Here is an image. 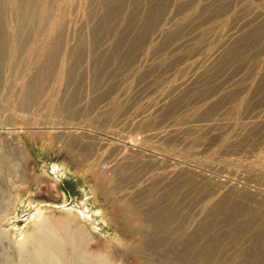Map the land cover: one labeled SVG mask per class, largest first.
Listing matches in <instances>:
<instances>
[{
  "label": "rangeland",
  "instance_id": "obj_1",
  "mask_svg": "<svg viewBox=\"0 0 264 264\" xmlns=\"http://www.w3.org/2000/svg\"><path fill=\"white\" fill-rule=\"evenodd\" d=\"M109 6L73 0L65 8L56 61L64 69L25 108L4 94L35 71L38 52L19 48L20 76L11 85L7 61L0 65V264H44L46 249L31 233L43 219L63 217L69 230L88 234V250L110 255L128 245L132 250L124 258L113 253V262L136 264L143 243L131 227L140 209L133 203L153 182L178 176L231 201L244 217L258 216L255 228L264 222V0ZM116 6L119 15L93 39L91 29ZM12 19L3 18L8 39ZM24 30L37 39L31 24ZM74 54L82 59L68 77ZM53 95L58 110L49 105ZM119 166L123 182H108ZM188 192L187 202H195ZM86 208L91 216L80 214ZM221 232L219 251L241 258L244 235Z\"/></svg>",
  "mask_w": 264,
  "mask_h": 264
},
{
  "label": "bare ground",
  "instance_id": "obj_2",
  "mask_svg": "<svg viewBox=\"0 0 264 264\" xmlns=\"http://www.w3.org/2000/svg\"><path fill=\"white\" fill-rule=\"evenodd\" d=\"M112 1L116 0H100V3L104 8H110ZM72 3L73 0H0V65L3 60L8 63L9 73L6 74V81L9 85L20 76L16 68L19 48L27 45V48L38 52L37 60L33 64L36 65L35 71L22 79L17 91H11L9 88L5 91L4 98L10 100L17 108H25L29 102L38 98L46 89L51 77L58 76L63 71L62 65L56 61L63 47V26L67 15L65 8ZM8 13L10 18H13L9 26V39L3 33L7 27L3 18H6ZM118 15V6L112 10L108 9L100 22L91 29L90 36L94 39L102 25ZM30 24L35 29L37 39L30 40V31L24 30ZM83 45L84 41H80L79 47ZM121 45L123 41L119 38L115 42V47ZM6 47L8 48L5 49ZM72 56L70 66L64 70L68 77L75 75V67L79 64L81 54ZM104 58L96 60L93 65L103 63ZM76 95V91L67 92V101H72ZM54 100L53 95L49 105L58 110ZM60 124L63 126L58 127L64 130L72 127L67 125L68 123ZM63 129L60 130L64 131ZM75 142V138L69 141L70 144ZM252 164L249 163V166ZM255 166L258 168L257 164ZM58 167L55 166L54 169L57 171ZM122 168L117 167L114 179L111 178L108 182L113 181L114 184L123 182L125 176L121 172ZM153 183L151 187L144 188L140 192V200L133 203V207L140 209L137 212L139 216L131 227L139 233L143 243V254L139 255L141 259L136 264H264V222L257 228L254 227L258 216L244 217L237 205L217 197L214 193H210L209 197L204 188L194 184L189 178L178 176L162 186L158 180ZM190 188L194 192V198L191 200L195 202H187ZM202 197L205 198L204 202ZM199 203L200 209L195 210ZM79 211L81 215H92L88 208ZM217 225L220 229L216 227ZM221 230L227 233L228 237L229 232L244 235L248 246L242 252L241 258L229 259L219 251ZM87 235L81 231L69 230L66 217L43 219L31 233V237L38 239L46 249L44 255L39 256L44 264H70L75 258L78 264H122L113 262V253L124 258L125 254L132 250L126 245L112 248L110 255L90 251L86 248Z\"/></svg>",
  "mask_w": 264,
  "mask_h": 264
}]
</instances>
